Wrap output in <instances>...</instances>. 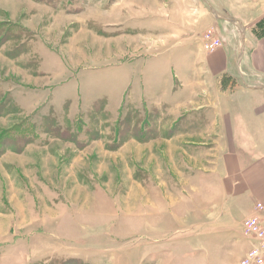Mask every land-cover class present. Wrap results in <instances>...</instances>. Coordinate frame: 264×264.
Returning a JSON list of instances; mask_svg holds the SVG:
<instances>
[{
    "label": "rangeland",
    "instance_id": "rangeland-1",
    "mask_svg": "<svg viewBox=\"0 0 264 264\" xmlns=\"http://www.w3.org/2000/svg\"><path fill=\"white\" fill-rule=\"evenodd\" d=\"M34 1L0 0V264H237L224 135L177 109L190 76L169 93L207 41L174 36L181 2Z\"/></svg>",
    "mask_w": 264,
    "mask_h": 264
},
{
    "label": "crops",
    "instance_id": "crops-1",
    "mask_svg": "<svg viewBox=\"0 0 264 264\" xmlns=\"http://www.w3.org/2000/svg\"><path fill=\"white\" fill-rule=\"evenodd\" d=\"M179 1L180 6L178 2L171 5L175 7L167 6L171 26L183 19L174 36L201 37L213 28L222 45L214 52L204 51L203 44L190 45L193 48L187 51L191 54L190 73L182 67L183 78L177 79L174 73L167 77L169 93L174 97L175 86L185 85L184 78L190 76L192 91L178 103L177 109L180 111L184 104L193 102V117L203 118L199 131L224 135V139L218 136L216 140L220 144L217 168L221 179H229L234 186L240 183L232 200L234 205L239 204V196L243 200L240 209L232 214L244 220L253 212L256 202L264 205V0ZM35 3L38 4L34 0H21L20 4L35 6ZM223 73L230 79L221 76ZM225 82L227 87L219 88ZM214 219L212 230L228 229L226 222ZM240 238L244 241L242 258L249 244L243 236ZM217 246L214 244V248Z\"/></svg>",
    "mask_w": 264,
    "mask_h": 264
},
{
    "label": "built area",
    "instance_id": "built-area-1",
    "mask_svg": "<svg viewBox=\"0 0 264 264\" xmlns=\"http://www.w3.org/2000/svg\"><path fill=\"white\" fill-rule=\"evenodd\" d=\"M213 28H209L204 36L207 39L203 45L204 49L211 50L216 45H221L218 40H210ZM253 212L244 218L242 225V235L249 244V250L239 260L238 264H259L264 259V205L256 202Z\"/></svg>",
    "mask_w": 264,
    "mask_h": 264
}]
</instances>
